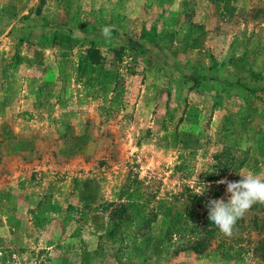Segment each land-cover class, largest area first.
<instances>
[{"label":"rangeland","instance_id":"rangeland-1","mask_svg":"<svg viewBox=\"0 0 264 264\" xmlns=\"http://www.w3.org/2000/svg\"><path fill=\"white\" fill-rule=\"evenodd\" d=\"M245 170L264 0H0V264H263L264 204L230 237L208 219ZM129 197L148 222L109 241Z\"/></svg>","mask_w":264,"mask_h":264},{"label":"clouds","instance_id":"clouds-1","mask_svg":"<svg viewBox=\"0 0 264 264\" xmlns=\"http://www.w3.org/2000/svg\"><path fill=\"white\" fill-rule=\"evenodd\" d=\"M112 26L101 29V35L110 38ZM241 177L238 181L221 179L217 184H225L229 195L227 201L223 199H210L206 205L208 219L225 236L230 237L238 219L256 203L264 204V177L251 170L239 171ZM207 186L203 187L198 195H203Z\"/></svg>","mask_w":264,"mask_h":264},{"label":"trees","instance_id":"trees-1","mask_svg":"<svg viewBox=\"0 0 264 264\" xmlns=\"http://www.w3.org/2000/svg\"><path fill=\"white\" fill-rule=\"evenodd\" d=\"M53 39L67 40L66 37L61 35L54 36ZM116 51H120V49L115 50V53L118 54ZM101 59V54L98 49L89 47L85 50L83 60L89 65H99ZM130 198L131 197H129V201H131V203H119L114 205L109 211V221L111 227L106 234L109 241H115V238L119 235V233H121L122 236L125 235V231L129 234L127 230L132 228L133 222H137L138 225L140 223L144 224L148 222L146 216L142 213L139 204H136V202ZM196 246L198 248L200 247V244H195L194 246L189 247V249L195 253H199ZM256 253L258 254L261 262L264 264V241H260L257 244V247L255 248V254Z\"/></svg>","mask_w":264,"mask_h":264}]
</instances>
